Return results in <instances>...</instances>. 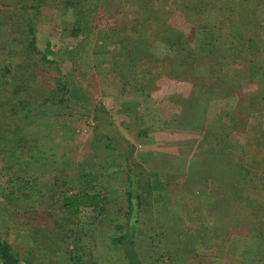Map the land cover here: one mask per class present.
Listing matches in <instances>:
<instances>
[{"label": "rangeland", "instance_id": "rangeland-1", "mask_svg": "<svg viewBox=\"0 0 264 264\" xmlns=\"http://www.w3.org/2000/svg\"><path fill=\"white\" fill-rule=\"evenodd\" d=\"M144 1L81 0L76 14L84 32L75 35L72 8L54 1L41 5L32 20L36 45L41 51L48 46L47 57L55 63L37 65L41 83L37 87L44 99L56 86L54 78L61 76L67 86L65 102L39 99L41 105L31 107L36 124L30 134L45 152L38 162H29L36 149L26 148L19 163L6 169L0 163V231L33 264H85L90 257L96 264H262L264 236H253L251 222L264 235V193L259 190L264 189V180L254 179L258 174L264 179V0H152L148 9L142 7ZM186 3L193 8L186 9ZM161 21L160 31L155 30ZM150 31L154 42L146 52L151 57L138 56L142 60L138 64L152 66L148 76H157L155 84L148 89L125 87L114 74L120 46L133 39L146 42ZM173 32L182 40L172 37ZM241 33L251 38L249 48L239 47ZM0 39L7 50L18 52L22 46L11 43L7 25L0 27ZM213 41L225 47L219 50ZM161 62L172 68L162 69ZM165 70L168 75L162 73ZM225 139L232 148L222 152ZM119 152L135 161L130 164L135 185L146 176L136 164L154 172L170 196L155 198L152 204L180 214L186 232L194 227L208 236L197 214L186 218L193 202L184 198L188 193L178 194L187 207L173 200L186 181L192 182L193 174H204L192 184L194 193L200 194L198 207L218 197L230 211L238 207L241 203L228 187L219 189L223 195L216 194L219 180L213 177H231L236 183L244 178L243 171L255 186L250 191L257 204L245 206L248 212L241 224L235 211L228 213L223 249L216 247L220 240L213 241L202 249L206 256L182 262L167 255L161 258L163 240L171 243L175 231L159 211L155 230L137 225L133 236L137 256L125 252L111 236L127 230V202L115 190L128 185L127 163ZM237 158L241 163L235 162ZM25 181L24 196L18 197L21 190L7 200L6 195ZM79 192H112L110 209L103 216L84 210L69 217L63 199ZM255 209L257 216L251 211ZM161 232L164 237L157 234ZM219 234H209V240ZM179 237L176 240L182 243L185 235ZM221 252L224 256H215Z\"/></svg>", "mask_w": 264, "mask_h": 264}, {"label": "trees", "instance_id": "trees-1", "mask_svg": "<svg viewBox=\"0 0 264 264\" xmlns=\"http://www.w3.org/2000/svg\"><path fill=\"white\" fill-rule=\"evenodd\" d=\"M48 1H54L65 8H72V10L75 11V24H73L72 27L73 34L75 35L79 34L80 32H84L82 31L83 29H81V24L78 20L79 14H76V10H78L81 0H0V27L5 25L9 26L12 33L11 43L14 41V45L16 42L22 45L19 46L18 52L7 50L9 46L0 39V163L2 164V168L5 169L10 164L19 163L22 160L20 158L21 154L24 153L26 148H28L30 151H32V149H36L35 154H30L31 159H29V162H38L45 154L44 150L40 149L37 138L31 136L30 134L32 126L36 124L35 120H32L30 111L31 107L34 105H41L39 99H42V92H40L37 87V85L41 86L36 72L37 65L42 63H55L53 60L47 57L48 54L51 53L48 46L44 51H41L37 47L36 30L35 26L32 24V20L39 16L41 5L47 3ZM83 1L84 0H82V3ZM144 2L145 5L142 7L147 9L149 8V5L153 3L152 0H145ZM184 5L186 9L193 8V6H188L187 3ZM194 7L198 8V6ZM162 22L163 21L158 23V29L155 30L160 31L161 25H163ZM164 29L165 28L163 26L162 30ZM153 33L154 32L150 31V34L146 36V42L141 40L135 41L133 39L131 43L121 44L120 52L118 53L115 60L116 66L114 67V74L118 75L125 87L136 86L137 89H148L153 87L155 84L157 76H148V72H150L152 66H142L140 63L138 64V62L142 61L138 58V56L145 54L143 57L147 58L146 46L153 44ZM176 34V32H173L172 37ZM178 37V41L182 40L180 35L175 36L174 38L176 39ZM239 38V47H242L246 44L249 48L248 41L251 40V38L246 39L242 33ZM166 40L168 39L166 38ZM211 45H213V47H219V50L225 47V44L220 43L218 45L215 42ZM141 46L145 48H142ZM148 47L149 46H147V48ZM186 49L187 48H183V51L185 52ZM246 50L248 51V49ZM239 51L244 53V50L241 48ZM185 53L190 54L189 56L191 57L193 56V54L189 53V50ZM147 54L151 57L149 53ZM1 55H3V57ZM239 56H242V54H239ZM159 64L163 66L161 67L162 69L172 68L163 62ZM137 67H139V69H137ZM169 72L170 71L168 70L162 71V73H166L167 75ZM135 73L138 75L136 77L130 78V76ZM54 80H56V86L54 90H50V94L45 96V98L42 100L45 103L51 102V104H55L59 102L62 104V102H65L63 92L67 86L63 79H61V76L59 78H54ZM106 137L108 139L115 138H111L108 135ZM230 146L232 148V144H229L228 139H225L222 152H224L225 149L228 150ZM113 149L115 150V148ZM119 153L124 155L125 161L127 163V171L124 173L125 179L128 183L126 186L128 191L126 201L127 208L125 212L127 230L125 229L126 231L122 234H114L111 236H113L112 241L122 245L125 252L128 250V252L131 251L134 253V255L137 254L135 241L133 240V236L138 230L137 225H141L143 229L148 230L152 227L151 231L155 230L154 221L159 218V211L162 216L165 217L164 219L168 220V222H171V229L175 231V236L172 238L173 241L171 243L163 240L165 246L163 247L162 253L160 254L161 258L165 257L164 255H167L171 261L182 262L193 257L206 256L208 254L202 253V249L208 248V246L213 241L217 243V241L220 240L222 245L217 244L216 247L220 250L223 249L224 236L222 233L223 230H227L225 220L227 219V215H229L228 213L235 211V220L241 224V222L244 221L243 217H245L243 213L248 212L245 206L251 208L252 204H257V199L254 197L255 195L252 191H250L251 188H255V186H253V182L251 180L247 181V172L243 171L245 180L243 177H241L238 181H236V183H233L234 179L231 177L225 178L221 177L220 175L213 177V180H219V188L216 194L223 195V191L225 189L224 187H228L229 189H226L231 190L233 193V199L236 202L241 203L238 207L233 208V210L230 211V207L220 197H218L216 200L212 199L210 202L208 200L204 201L203 203L201 202L200 204H203V206L198 207V203L200 202L198 195L200 194L199 192L197 194L194 193L192 184L196 183L197 180H203L204 174H193L191 178L192 182L186 181L187 183H185L183 188V195L188 193V195L184 196V198L189 197L188 199L193 201L191 202L190 209L187 210L188 212L186 214V218L191 219L195 214H197L201 224H199V226L203 230L206 229V231H208V236L206 233L205 235L202 234L203 231L201 229H194V227L189 229L190 233L186 232L187 228L185 225H183L180 219V214H177L175 211L170 212L167 210V208H160V205L155 208L152 204L153 198H159L163 193V187L156 179L157 176H155L154 172H152L148 167L145 168L142 163L136 164L137 168L140 169V171H142V173L146 176L143 182H139L137 185H135V177L134 174H132V165H130L135 161L132 159V156H127L126 152ZM53 161L56 162V160ZM235 162L241 163L239 158H237ZM22 163L24 164L25 162ZM244 166L241 165L240 170H244ZM216 168L218 169L219 165H217ZM206 169L207 168H205V171ZM258 175L259 176L257 177L254 176V179L258 178L259 181H263L264 179L261 177L263 175ZM25 183L28 182L25 181L14 188V190H11L10 193L6 195V199L10 200L13 198V194L15 195L16 192H20L21 190L22 192L18 197L20 198L24 196L23 186ZM230 185L231 187H229ZM219 189H222L223 191H220ZM259 190L264 193V189L259 188ZM194 199L197 200L195 201ZM178 202L180 207H187V203L184 202V199L180 196ZM107 203V192H85L78 194L77 196H67L63 199L62 207L65 209V212L69 217H76L80 211V207L82 206L91 207L99 215H104L106 212L105 205ZM193 203L196 204L195 207L192 206ZM256 209L251 210L255 216H257ZM159 221L161 222V220ZM210 222H212L211 225ZM251 226V232L254 237L257 235L262 237L264 236L263 231L259 229L257 223L251 222ZM157 234L164 237L162 232ZM209 234H219V236L210 241ZM180 235H185V240L182 241V243L176 240L180 239ZM170 251H175L176 253L172 254ZM222 253L223 252H221V254H215V256H224ZM78 262H80L79 258ZM21 263L33 264L32 261L28 259V257H21L19 253L13 249L12 244L3 237L0 231V264ZM85 264H96V260L90 257ZM262 264H264V260Z\"/></svg>", "mask_w": 264, "mask_h": 264}, {"label": "crops", "instance_id": "crops-1", "mask_svg": "<svg viewBox=\"0 0 264 264\" xmlns=\"http://www.w3.org/2000/svg\"><path fill=\"white\" fill-rule=\"evenodd\" d=\"M115 190H117L116 191V193L119 195H122V197L123 198H125V200L127 201V191H128V188L125 186V187H122V188H120V190L119 189H115ZM181 190H183V189H181ZM111 191V190H110ZM78 194H81L80 192L79 193H77V195ZM112 194V192H110V193H108V203L105 205V209H106V211L107 210H109L110 209V207H109V202H110V195ZM170 193L168 192L167 193V191H166V189L164 188L163 189V193H162V196L160 197V198H165V197H167V196H170L169 195ZM178 194H183V191H180L179 193H176L175 195H174V198H173V200L176 202V203H178L179 204V202H177V201H179V199H178ZM76 194H74L73 196H75ZM110 199V200H109ZM156 199H158V198H156ZM155 198L153 199V201H155L156 200ZM88 211V210H94L93 208H91V207H80V211ZM101 216H103V215H101ZM100 216V217H101ZM93 220L95 219L94 217L92 218ZM99 219H101V218H99ZM95 221H98V220H95ZM94 221V222H95ZM120 262H123V260L120 258V260H119Z\"/></svg>", "mask_w": 264, "mask_h": 264}]
</instances>
